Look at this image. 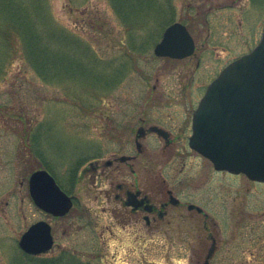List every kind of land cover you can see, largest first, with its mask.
<instances>
[{"label": "rangeland", "instance_id": "374dc122", "mask_svg": "<svg viewBox=\"0 0 264 264\" xmlns=\"http://www.w3.org/2000/svg\"><path fill=\"white\" fill-rule=\"evenodd\" d=\"M127 5V20L117 14L112 0H34L32 6L40 15V32L48 26L56 33L53 53H68L76 71L79 63L94 75H120L110 89L107 78L93 80L83 73L41 77L27 60L22 40L13 35L6 46L0 36V264H203L205 260L211 244L205 225L148 227L134 220L115 199L117 185L133 180L129 167L122 165L124 170L117 172L115 165L106 167L105 162L138 155L136 132L143 121L180 131L179 126L189 125L210 82L258 44L264 0H141L134 8ZM7 17L0 11V30L9 27ZM176 22L190 31L195 53L182 60L155 56L164 30ZM59 35H67L68 42L60 43ZM32 131L44 141L50 170L27 159L22 143ZM141 142L150 164L168 184L184 198L210 203L217 230L224 241H233V252L248 248L236 227L252 225L257 234L264 232V186L244 177L225 185L206 160L187 146L183 149V142L171 147L170 154H163V144L153 137ZM144 156L139 155L140 169L147 163ZM95 159L105 166V174L94 170ZM38 169L50 171L75 196L67 216L55 219L35 206L28 180ZM226 200L231 202V214L223 213ZM40 220L54 226L56 245L34 263L21 252L19 240ZM259 251L264 253V247ZM257 255L261 262L264 255Z\"/></svg>", "mask_w": 264, "mask_h": 264}, {"label": "water", "instance_id": "95a60500", "mask_svg": "<svg viewBox=\"0 0 264 264\" xmlns=\"http://www.w3.org/2000/svg\"><path fill=\"white\" fill-rule=\"evenodd\" d=\"M195 48L187 28L174 23L166 28L154 53L184 59L192 56ZM193 126L191 147L217 169L242 172L264 182V30L258 45L231 63L209 86ZM29 186L34 203L47 213L64 216L73 206L72 198L47 170L35 171ZM127 204H133L132 199ZM53 244L52 228L45 221L33 224L19 241L20 248L31 255L45 253Z\"/></svg>", "mask_w": 264, "mask_h": 264}, {"label": "flooded vegetation", "instance_id": "af4514ba", "mask_svg": "<svg viewBox=\"0 0 264 264\" xmlns=\"http://www.w3.org/2000/svg\"><path fill=\"white\" fill-rule=\"evenodd\" d=\"M217 76L218 75H216V77ZM154 89H156V87H154ZM199 102L196 108L192 111L189 125H183L182 127L179 126L181 131L175 130L172 125L160 123L147 124V122L143 121V125L140 126L136 132L135 144L138 155H122L126 158L125 160H121L122 156H115L105 162L106 167H112L115 165V171L117 172L124 170L122 165H127L129 167V172L133 176V180L129 183L123 182L117 185L115 199L119 201L123 209L129 211L134 220H142L148 227L154 224L164 223L165 227L169 228L173 224L186 222L193 224L195 229H200L201 225H205L203 227L204 234L209 237L211 244L203 264H264V259L261 260V262H258L260 259L257 255H264V253L259 251L260 248L264 247V232L262 234H257L255 231L256 228L252 225L245 227L241 226V230L240 227H236V234L244 238L243 241L248 245V248L243 249L240 253L233 252L231 248L233 241L228 239H225L226 241H224V238L221 237V233L217 230L218 222L215 220V217L210 214V203L198 199L191 200L189 198H184L179 191L175 190L167 183V179L163 177L162 172L157 171L152 167V164H150L151 159L149 160L147 157L148 152L145 150L143 143L141 142L143 139L148 137L157 139L163 144V154H170L171 147L174 149L175 144L183 142V149L185 150V146H187L188 150L198 154L202 159L206 160L212 167V174L221 180L222 183H226L225 185L229 184L230 187L235 179L244 177L254 185L264 186V183L251 180L245 174H236L228 170L216 169L211 161L191 148L190 139L193 134V119L198 109ZM138 145H140V148ZM139 155L146 156L144 157L147 163L144 169H140V163H138ZM94 162H97L94 170L97 173L101 172L102 174H105V166L103 168L100 166L102 163H98L99 159H95ZM184 166L185 165L182 166L181 172L184 171ZM195 186L198 189L197 186H199V184ZM69 193L75 204V196L72 195V192ZM131 198L133 204L128 205L127 203ZM222 208L223 213H232L231 202L229 203L226 200ZM54 218L59 219L56 217ZM51 227L54 243L56 245L54 226L51 224ZM166 230L169 232V229L166 228Z\"/></svg>", "mask_w": 264, "mask_h": 264}, {"label": "trees", "instance_id": "16d2710c", "mask_svg": "<svg viewBox=\"0 0 264 264\" xmlns=\"http://www.w3.org/2000/svg\"><path fill=\"white\" fill-rule=\"evenodd\" d=\"M1 1L2 0H0V11L6 12L8 15L7 20L9 21V27L6 30H0V36L6 46H9L11 43L10 41L13 35L14 37L20 38L23 43H25L26 58L38 75L41 77L56 75L59 78L65 75L73 77L74 74L80 75L83 73L87 78L93 80L97 79L101 81L107 78L110 80L107 85L109 89L119 81L120 75H94L89 67L79 63H76L79 69V71H76L72 66L74 64L73 61L64 50H58L57 55H55L52 50V42L55 41L56 33L54 29L51 30L48 26H44L46 29L40 32L37 26V19H39L40 15L32 9L34 0L30 2L7 0L4 3H1ZM140 1L141 0H112L117 14L124 20H127L130 15L127 10V4L131 3V6L134 8L135 3ZM43 25L44 22L42 23V26ZM68 38L67 35H59V42H68ZM55 71L56 74H54ZM25 137L27 141L22 143V145L23 150L25 148L24 151L27 155V159L30 162L37 161L38 164H40L39 166H46L49 169L50 166L45 162L46 155L42 147L44 142L42 137H39V135L33 131L30 134L28 132ZM28 258L31 259V261L34 259L38 260L37 257ZM65 258L66 261L69 260V255H65ZM37 260H35V262H37ZM72 261V263H74V260Z\"/></svg>", "mask_w": 264, "mask_h": 264}]
</instances>
